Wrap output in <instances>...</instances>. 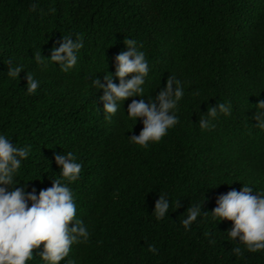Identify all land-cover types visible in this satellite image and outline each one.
Instances as JSON below:
<instances>
[{
    "label": "trees",
    "instance_id": "trees-1",
    "mask_svg": "<svg viewBox=\"0 0 264 264\" xmlns=\"http://www.w3.org/2000/svg\"><path fill=\"white\" fill-rule=\"evenodd\" d=\"M68 34L83 38L73 69L36 63L38 52L50 59ZM128 39L151 69L142 98L158 95L168 76L185 86L180 122L146 149L128 140L143 130L142 118L135 124L127 116L133 98L107 120L103 91L91 86L107 73L119 84L115 57ZM9 61L23 65L18 79L7 75ZM26 72L40 82L35 94H27ZM259 100L264 0H0V134L31 146L14 186L37 196L51 188L62 179L56 154L72 152L83 165L69 187L91 235L61 264H264V251H247L228 237L230 221L210 215L232 189H264V131L253 119ZM219 102L230 103L232 114L201 131L200 114ZM160 194L172 204L158 221L152 214ZM196 203L209 215L186 231L181 221ZM237 246L242 255L232 252ZM42 248L27 264H44Z\"/></svg>",
    "mask_w": 264,
    "mask_h": 264
},
{
    "label": "clouds",
    "instance_id": "clouds-1",
    "mask_svg": "<svg viewBox=\"0 0 264 264\" xmlns=\"http://www.w3.org/2000/svg\"><path fill=\"white\" fill-rule=\"evenodd\" d=\"M31 10L36 11V6ZM124 44L127 51L115 57V78L119 79V84H115L113 75L107 73L103 82L96 77L92 79L91 86L103 91L100 100L107 120L120 110L127 99L133 98L128 105L127 116L135 124L138 118H142L143 130L128 140L146 149L150 144L161 142L168 131L180 122L178 112L185 97V86L175 75L168 76L166 86L160 89L158 95L142 98L146 78L151 71L149 61L139 50L136 40L128 39ZM83 46L82 37L73 39L68 34L63 36L58 48L53 47L50 59L43 58L41 52L34 59L43 69L58 65L59 70L68 72L77 65ZM8 65L7 75L12 79H18L20 73L25 72L23 65H13L11 61ZM26 73L27 94H35L40 82L32 73ZM231 114V104L219 102L209 106L206 114H200L198 126L201 131H211L215 128L213 121L220 115L228 117ZM253 119L255 127L264 131V100L255 105ZM30 152V145L18 147L6 135L0 134V264H27L34 259L33 250L39 249L41 244L43 248L39 255L44 264H61L69 257L73 245L87 243L91 235L88 225L77 217L74 194L69 187L79 179L83 165L77 162L72 152L56 154L54 159L62 179L52 180V187L41 190L37 196L35 189L28 192L26 187L14 186V178ZM171 204L167 194H160L152 215L158 221L164 219ZM175 207L177 210L178 202ZM186 213L181 221L186 231L198 217L209 215L202 212L200 203L191 204ZM210 215L218 224L231 222L227 235L238 245H244L252 253L264 251V189L256 191L247 184L239 191L232 189L217 198L216 207ZM148 251L157 253L154 245H149ZM232 252L242 255L240 246ZM67 264H76V261L69 259Z\"/></svg>",
    "mask_w": 264,
    "mask_h": 264
}]
</instances>
